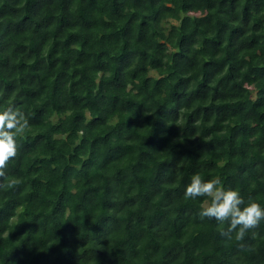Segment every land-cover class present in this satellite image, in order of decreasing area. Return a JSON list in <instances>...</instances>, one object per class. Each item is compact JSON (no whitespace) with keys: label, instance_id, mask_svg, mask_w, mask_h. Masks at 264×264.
I'll return each mask as SVG.
<instances>
[{"label":"trees","instance_id":"1","mask_svg":"<svg viewBox=\"0 0 264 264\" xmlns=\"http://www.w3.org/2000/svg\"><path fill=\"white\" fill-rule=\"evenodd\" d=\"M30 129L0 264H264L192 176L264 207V0H0V110Z\"/></svg>","mask_w":264,"mask_h":264},{"label":"clouds","instance_id":"2","mask_svg":"<svg viewBox=\"0 0 264 264\" xmlns=\"http://www.w3.org/2000/svg\"><path fill=\"white\" fill-rule=\"evenodd\" d=\"M30 129L29 120L19 108L9 106L0 110V189H7L22 183L21 179L9 181L7 169L9 162L19 154L18 139ZM207 197L201 205V220L215 219L219 224H227L222 234L229 239L241 241L250 230L259 227L264 220V207L258 202L245 203L238 189H225L220 178L203 180L199 174L192 176L184 193L185 199Z\"/></svg>","mask_w":264,"mask_h":264}]
</instances>
